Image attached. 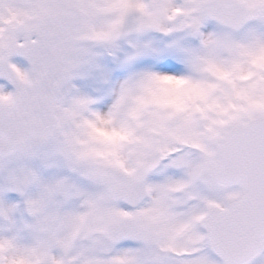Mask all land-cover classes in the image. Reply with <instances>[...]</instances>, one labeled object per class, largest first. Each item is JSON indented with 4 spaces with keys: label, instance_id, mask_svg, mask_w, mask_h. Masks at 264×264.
I'll use <instances>...</instances> for the list:
<instances>
[{
    "label": "snow or ice",
    "instance_id": "snow-or-ice-1",
    "mask_svg": "<svg viewBox=\"0 0 264 264\" xmlns=\"http://www.w3.org/2000/svg\"><path fill=\"white\" fill-rule=\"evenodd\" d=\"M0 264H264V0H0Z\"/></svg>",
    "mask_w": 264,
    "mask_h": 264
}]
</instances>
